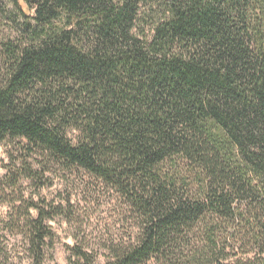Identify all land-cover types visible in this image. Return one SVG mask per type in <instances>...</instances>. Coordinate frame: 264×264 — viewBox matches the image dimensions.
<instances>
[{
  "label": "trees",
  "instance_id": "obj_1",
  "mask_svg": "<svg viewBox=\"0 0 264 264\" xmlns=\"http://www.w3.org/2000/svg\"><path fill=\"white\" fill-rule=\"evenodd\" d=\"M9 1L23 21L2 45L0 142L22 153L0 178L15 208L0 232L26 238L31 264L60 213L24 201L23 180L52 164L135 215L103 264H264V0Z\"/></svg>",
  "mask_w": 264,
  "mask_h": 264
},
{
  "label": "rangeland",
  "instance_id": "obj_2",
  "mask_svg": "<svg viewBox=\"0 0 264 264\" xmlns=\"http://www.w3.org/2000/svg\"><path fill=\"white\" fill-rule=\"evenodd\" d=\"M9 0H0V84L6 73L3 43L19 37L23 18ZM70 139L79 132L68 129ZM19 140L0 142V178L8 173L13 157H21ZM41 159V158H38ZM36 169L37 160L30 159ZM42 181L23 180V200L36 201L60 215L48 221L54 233L45 264H71L73 249L83 248L103 264L115 245L130 242L136 233V218L124 200L101 180L83 170L68 172L52 164ZM10 193V191H8ZM0 195V227L12 220L15 208ZM42 202V203H41ZM20 202H18L19 204ZM34 211V210H33ZM35 214V212H34ZM75 251V250H74ZM238 251L230 260L237 259ZM26 238L9 230L0 232V264H31Z\"/></svg>",
  "mask_w": 264,
  "mask_h": 264
}]
</instances>
